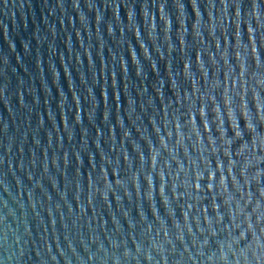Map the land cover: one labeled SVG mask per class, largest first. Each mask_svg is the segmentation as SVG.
Listing matches in <instances>:
<instances>
[{"label": "water", "instance_id": "1", "mask_svg": "<svg viewBox=\"0 0 264 264\" xmlns=\"http://www.w3.org/2000/svg\"><path fill=\"white\" fill-rule=\"evenodd\" d=\"M0 264H264V0H0Z\"/></svg>", "mask_w": 264, "mask_h": 264}]
</instances>
